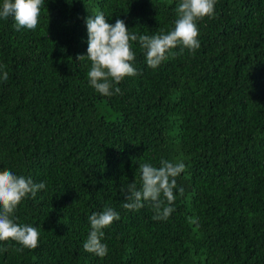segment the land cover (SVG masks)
Masks as SVG:
<instances>
[{
    "label": "trees",
    "instance_id": "16d2710c",
    "mask_svg": "<svg viewBox=\"0 0 264 264\" xmlns=\"http://www.w3.org/2000/svg\"><path fill=\"white\" fill-rule=\"evenodd\" d=\"M178 2L44 0L35 31L0 18V171L46 184L14 212L39 246L0 243V264H264V0H216L198 21L200 48H176L156 69L133 42L140 74L121 94L97 93L90 61L76 60L89 15L153 35L174 27ZM162 159L185 164L169 218L153 219L148 202L125 209L139 164ZM105 207L120 219L101 258L83 244Z\"/></svg>",
    "mask_w": 264,
    "mask_h": 264
},
{
    "label": "clouds",
    "instance_id": "9594fccd",
    "mask_svg": "<svg viewBox=\"0 0 264 264\" xmlns=\"http://www.w3.org/2000/svg\"><path fill=\"white\" fill-rule=\"evenodd\" d=\"M215 4L216 0H179L174 27L166 33L162 30L153 35L130 32L122 19H116L111 24L105 14L98 11L85 20L87 55H78L76 60L87 58L90 61L88 81L97 93L105 97L121 94V89L116 85L126 77L140 74L133 66L136 60L133 42H138L143 49L146 65L152 69L159 67L170 55L175 57L177 53L173 50L176 48L180 49L181 54L185 49L195 53L200 48L198 21L214 18ZM44 7V0H2L0 18L6 20L12 17L17 30L24 28L35 31ZM4 68L0 65V79L7 81L9 77ZM139 171L141 187L137 188L133 182L122 189L127 201L123 207L136 211L144 206V202H148L155 212L153 219L167 220L174 211L172 205L176 200V178L185 171V164L162 159L159 167L150 163L139 164ZM45 188L44 182L34 183L31 178L17 175L11 170L0 171V243L14 241L21 246L15 249L17 252L34 250L39 246V230L28 224L17 223L14 212L25 198H35L37 192ZM183 192L184 189L179 188L181 195ZM88 219L90 231L83 248L103 258L108 254V247L103 243L104 230L120 219L119 213L111 207H105L99 213H92ZM191 222L197 223L196 220ZM0 251H7V248H0Z\"/></svg>",
    "mask_w": 264,
    "mask_h": 264
}]
</instances>
